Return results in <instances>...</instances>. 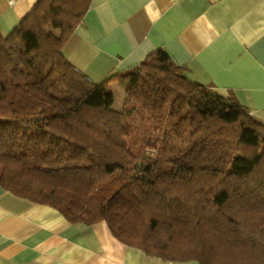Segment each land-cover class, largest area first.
I'll use <instances>...</instances> for the list:
<instances>
[{
	"label": "trees",
	"instance_id": "trees-1",
	"mask_svg": "<svg viewBox=\"0 0 264 264\" xmlns=\"http://www.w3.org/2000/svg\"><path fill=\"white\" fill-rule=\"evenodd\" d=\"M88 4L38 0L0 30V184L164 259L264 264V125L163 48L85 76L63 48Z\"/></svg>",
	"mask_w": 264,
	"mask_h": 264
},
{
	"label": "crops",
	"instance_id": "crops-1",
	"mask_svg": "<svg viewBox=\"0 0 264 264\" xmlns=\"http://www.w3.org/2000/svg\"><path fill=\"white\" fill-rule=\"evenodd\" d=\"M37 1L0 0V30L10 32ZM157 48L264 125V0H89L63 51L99 82ZM0 264L199 263L148 254L119 240L105 220L71 222L0 184Z\"/></svg>",
	"mask_w": 264,
	"mask_h": 264
},
{
	"label": "rangeland",
	"instance_id": "rangeland-1",
	"mask_svg": "<svg viewBox=\"0 0 264 264\" xmlns=\"http://www.w3.org/2000/svg\"><path fill=\"white\" fill-rule=\"evenodd\" d=\"M109 89H111L115 96L114 108L120 109L124 105L125 99V85L119 81L114 84H110Z\"/></svg>",
	"mask_w": 264,
	"mask_h": 264
}]
</instances>
